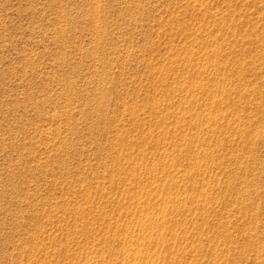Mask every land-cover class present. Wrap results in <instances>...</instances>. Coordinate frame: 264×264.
I'll return each mask as SVG.
<instances>
[{"label":"rangeland","instance_id":"374dc122","mask_svg":"<svg viewBox=\"0 0 264 264\" xmlns=\"http://www.w3.org/2000/svg\"><path fill=\"white\" fill-rule=\"evenodd\" d=\"M0 264H264V0H0Z\"/></svg>","mask_w":264,"mask_h":264}]
</instances>
